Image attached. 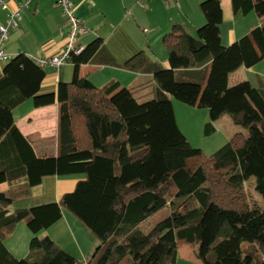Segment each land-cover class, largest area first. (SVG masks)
I'll return each mask as SVG.
<instances>
[{
    "label": "trees",
    "instance_id": "16d2710c",
    "mask_svg": "<svg viewBox=\"0 0 264 264\" xmlns=\"http://www.w3.org/2000/svg\"><path fill=\"white\" fill-rule=\"evenodd\" d=\"M206 22L190 33L175 24L164 34L169 67L144 51L124 67L153 73V97L138 101L112 82L97 87L80 74L103 47L97 38L71 55L74 75L56 93H40L42 66L25 53L12 57L0 75V264H176L187 244L200 264H264V205L252 206L245 183L255 178L264 200V80L260 86L229 75L264 60V0H232L235 16L256 13L260 24L229 46L222 43L221 0L200 4ZM170 96L207 108L210 122L229 114L238 130L211 155L180 130ZM32 99L36 107L59 103L60 153L39 157L19 129L14 109ZM84 174L59 202L10 213L50 175ZM170 213L148 231L150 217ZM73 213L98 239L92 255L78 259L39 233ZM25 222L33 233L29 255L14 256L5 240ZM248 245L245 247L244 245Z\"/></svg>",
    "mask_w": 264,
    "mask_h": 264
},
{
    "label": "crops",
    "instance_id": "0c3cea01",
    "mask_svg": "<svg viewBox=\"0 0 264 264\" xmlns=\"http://www.w3.org/2000/svg\"><path fill=\"white\" fill-rule=\"evenodd\" d=\"M23 1L9 0L7 7L0 6V24L6 25L11 11ZM71 1L75 6L76 16L89 29L88 34L81 36L80 42L87 46L97 38L103 39L102 49L91 62L81 65L80 74L97 87L118 82L120 87L129 88L138 101L140 99L146 101L153 97L156 81L153 73L133 72L126 69L124 67L126 61L136 53L144 51L150 60L168 68L166 47L163 45L162 54H159L157 49L162 46L164 34L175 24H182L190 33L196 34L197 29L206 22L199 6L203 0ZM221 6L223 21L220 25V35L225 46L233 44L246 35L252 26L260 24V18L254 12L235 16L232 0H221ZM65 44L66 16L58 5V0H31L29 6L22 10L19 26L10 31L4 49L11 57L25 53L33 58H41L60 52ZM9 60H0V75ZM259 65L260 63L252 68L242 66L232 73L239 72L243 68L253 70ZM45 71L46 77L42 81L40 93H56L61 81L72 80L74 64L68 62L60 69L48 65L45 66ZM13 112L17 126L31 143L37 156L59 155L57 101L51 105L36 107L33 100L29 99L17 106ZM84 178V174L46 176L42 183L32 188L29 196L14 202L9 207V211L12 213L19 208L59 202L65 193L73 191L77 182ZM6 188L8 184L0 186V190ZM19 225L5 240V245L14 256L23 258L29 255V243L33 233L31 231L28 233L23 227L19 229ZM46 234L78 259H86L92 255L99 244L98 239L81 220L67 210H64V216L59 222L39 233L40 236ZM189 247L195 255L190 262L200 264L196 251ZM179 259L178 250L176 264H179Z\"/></svg>",
    "mask_w": 264,
    "mask_h": 264
},
{
    "label": "rangeland",
    "instance_id": "374dc122",
    "mask_svg": "<svg viewBox=\"0 0 264 264\" xmlns=\"http://www.w3.org/2000/svg\"><path fill=\"white\" fill-rule=\"evenodd\" d=\"M253 15L255 14L253 13ZM163 45L164 44L162 43V46L157 48L159 54H162L161 51H164L162 48ZM260 75L263 77H261ZM260 78H264V60H262V62H260V65L253 70H245V68H243V70L239 72L230 74L228 82L229 86H234L241 81L248 80L254 86L259 87ZM141 100L144 99H140V102H144ZM170 100L172 101L177 124L180 130L186 136L193 147L201 148L206 155H211L215 151L220 149L238 130V128L233 125L230 115L225 114L218 121L213 122L214 131L211 133H207V124L208 122H210L209 110L207 108L188 105L175 98L174 96H170ZM245 191L252 206L264 205L263 197L257 192L255 188V178H251L245 183ZM169 213L170 211L166 209L150 217L144 222L142 229L144 231H148L156 222L167 216ZM20 225L19 229H21L20 227H23L27 232H30L25 222H22ZM244 246L247 247L248 245L245 244ZM179 255V264H193L190 262V259L195 255L193 250L189 246H181L179 248Z\"/></svg>",
    "mask_w": 264,
    "mask_h": 264
},
{
    "label": "built area",
    "instance_id": "2783aa9c",
    "mask_svg": "<svg viewBox=\"0 0 264 264\" xmlns=\"http://www.w3.org/2000/svg\"><path fill=\"white\" fill-rule=\"evenodd\" d=\"M9 0H0V6L7 7ZM31 0H24L17 8L11 11L6 25L0 24V60H9L11 55L4 49V44L10 31L19 26L22 19V10L29 6ZM140 4V2H138ZM58 5L61 7L66 16V44L65 47L58 53L51 56L41 58H33L36 63L42 66H54L58 69L65 66L71 55H79L85 50V45L80 42L83 35L89 33V29L85 27L75 14V6L71 0H58Z\"/></svg>",
    "mask_w": 264,
    "mask_h": 264
}]
</instances>
